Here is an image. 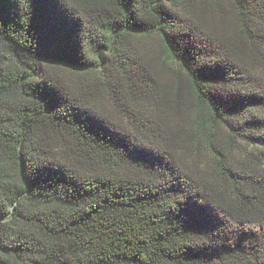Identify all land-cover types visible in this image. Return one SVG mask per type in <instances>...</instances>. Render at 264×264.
<instances>
[{"label": "trees", "instance_id": "trees-1", "mask_svg": "<svg viewBox=\"0 0 264 264\" xmlns=\"http://www.w3.org/2000/svg\"><path fill=\"white\" fill-rule=\"evenodd\" d=\"M0 264H264V0H0Z\"/></svg>", "mask_w": 264, "mask_h": 264}, {"label": "rangeland", "instance_id": "rangeland-1", "mask_svg": "<svg viewBox=\"0 0 264 264\" xmlns=\"http://www.w3.org/2000/svg\"><path fill=\"white\" fill-rule=\"evenodd\" d=\"M157 50H158V47H157Z\"/></svg>", "mask_w": 264, "mask_h": 264}]
</instances>
